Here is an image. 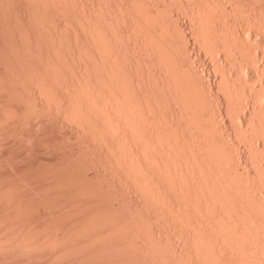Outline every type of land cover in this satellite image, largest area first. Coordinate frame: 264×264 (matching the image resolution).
Listing matches in <instances>:
<instances>
[{
  "label": "bare ground",
  "instance_id": "1",
  "mask_svg": "<svg viewBox=\"0 0 264 264\" xmlns=\"http://www.w3.org/2000/svg\"><path fill=\"white\" fill-rule=\"evenodd\" d=\"M222 2L221 0H179V5L192 17L198 16L199 20L193 17V20H197V25L192 32L198 37L206 38L204 40L207 45L210 44L209 46L218 49L222 43L232 41L249 53L250 46L244 42L236 25L253 22L252 24L260 25L264 29V13L256 11L259 7L254 10L250 8V5L248 7V2L233 0L234 8H239L241 11L236 10L235 12L241 15L233 17L229 10L233 6L226 8ZM169 3L168 0H164L163 3L149 0H104L102 5L101 0H0V165L4 158L7 159L13 153V149L8 148V144L14 143L15 145L11 146L13 148L16 146L15 149L19 146L18 142L29 146L28 143L34 141L33 137L37 135L35 130H29L36 128L38 131L40 123V126H45V121L49 123L46 124L48 127L50 123L51 125L63 123L68 119L76 124L74 127L76 140L83 147L91 149V152L99 151L101 158H104L108 164L107 169H114L131 187L136 185L141 190L148 191L149 195L156 200L152 206L165 217L164 225L173 230L179 225L177 234L182 237L184 251H179L175 245L173 234H170L172 230L163 233L158 227L150 228L144 221L141 227L147 230L151 240L148 244L139 241L138 237H136L137 241L134 237L136 233H132L133 230L127 224L123 225L127 236H124L125 233L122 235L128 239H125L127 241L122 239L121 233L117 232L118 220L115 222L110 219V223L106 221L107 228L103 226L106 229L97 228L95 223L90 226L88 224L89 227L93 228L94 225L97 228L96 231L89 228L94 233L90 231L88 239L82 238L88 231L87 221H83L84 224L81 223L83 225L81 229L87 228L86 231L84 229L80 231L83 236L78 232L80 228L77 231L78 226L75 225L78 223L79 227L82 226L79 224L82 221L74 222L78 220L74 218L72 221L75 224L72 222L73 225L70 227L63 224L65 219L72 216L73 211V215L77 213L75 210L79 206V198L85 197L88 186V180L81 179L83 175H80L81 172L75 164L77 162H73L74 164L71 162L74 167L67 163L66 167L64 163L62 165L67 171L76 168L75 170H79L80 173L72 169L68 171L74 172L70 175L63 167L56 168L58 172L51 167L48 168V172L46 169L42 170L39 176L31 175L34 180H38L43 174H47L49 178L42 176L44 180L46 177L47 181L53 182L47 185L43 182L45 186L35 187L38 188L36 190H39V193L36 190L34 192L33 188L30 189L32 185L30 188L28 185V187L25 186V190L27 188L30 194L33 193L31 196L36 199L42 194L40 199H37L38 202L32 199L34 197L30 198L28 192L24 191L27 195L23 193L24 188H21L22 184H20L24 182L23 178H21L22 181L20 179L14 181L21 174L15 173L13 180L12 172H8L7 176L8 173L4 172L6 175H3L4 173H1L3 169L0 170V264L3 261H6V264H21L26 262L23 261L24 259L31 264L30 262L36 261V256L32 258L31 254L36 252L34 255H37L38 251L39 260L42 255L44 257L47 254L44 253L45 250L52 253L49 255L53 260L46 263V258H48L47 261L50 258L47 254L44 261H41L43 258L39 260L41 264L43 262L62 264L64 259L61 258V254L74 253L75 250L77 252L81 250V254L82 250L89 248L90 252L86 250L82 255L86 252L93 254L96 250L98 254L103 251L117 254L128 249L134 252L135 248L160 252L163 249L165 253H162L163 259L169 263L173 260L183 264L181 260L188 259L190 263L187 264H264V193L259 194L255 190L257 178L264 182L261 159L257 156L254 158L255 163L260 164L262 170V173L258 174L252 169H247L244 173L245 170L240 166L241 164L238 165L235 162L230 166L233 152L225 140V135L233 134L234 126H230L224 119L222 124H219L216 119L215 122L213 117L211 120L208 119L202 105L210 103L211 112L214 109L206 94L207 90L210 92L214 89V85L206 87L205 85L209 83L204 84L193 73L189 59L177 57L175 49L179 44V36L167 16L173 14L166 11ZM164 5H166L165 8ZM225 14L229 15L223 16L226 19L222 17ZM221 19L225 20L226 24L222 23ZM164 29L167 35L171 34V36L159 33V31L164 32ZM218 30L221 34L223 30L225 36L223 34L222 39L225 42H220L221 40L214 36ZM134 31L135 34H133ZM209 33H213V38ZM258 38L264 41L262 35H258ZM141 49L152 54L151 60L156 63L161 62L165 71L151 68L148 60L141 55ZM228 50L235 63L242 59V56L236 54L231 48ZM217 63L221 69L227 68L223 60L220 59ZM165 72L172 76L169 77ZM231 72L236 74L237 67L235 66ZM253 73L250 71L249 74L252 76ZM219 78L228 90V96L231 97L225 105H221L223 103L221 102L216 106V109L222 112L227 107H234V104L238 103V93L247 90L231 82L227 75L221 74ZM148 84L153 87L151 88ZM222 97L219 96L221 101ZM246 99L245 113L239 117V121L243 127L252 124V128L254 127L255 131L264 136V123L260 122L264 111L255 107L254 95L252 96L251 92ZM178 101L184 107L178 105ZM166 106L170 108V111L162 109ZM61 115L66 117V120ZM177 117L179 120L176 119ZM249 119L251 123H248ZM30 125L35 127L31 126V128ZM61 126L64 128L62 124ZM68 133L71 134V131ZM241 136L251 142L255 138L244 132ZM70 138L68 137V141L74 140L71 136ZM255 147L263 149L262 142L257 140ZM4 148L7 152L12 149L10 151L12 153L9 152V155L7 153L8 156L4 155L6 154ZM19 149L27 148L24 146ZM248 152L241 150L238 152L237 156L241 162H247ZM250 152L256 155L255 148L251 147ZM205 156L212 160L207 161L209 158L206 160ZM212 161L214 163L216 161V164L213 165ZM6 164L8 165L7 162ZM6 164H2L5 169ZM52 169L55 172L50 171ZM136 170L139 172L137 173ZM27 178L26 176L25 179ZM42 179H40L41 182ZM81 180L84 181L82 183H85L86 188L80 184ZM69 183L72 184L70 187L72 189H69ZM46 187L48 190L55 188V191L60 193L67 188L68 193H72H69L71 195L69 198L75 197L73 200L77 203L74 202L76 206L70 210L73 200L70 203L71 199L68 200L70 195L62 192L61 197H67L69 201L66 210L70 214L63 212L64 218L60 212L55 214H59L57 216H60L59 218L62 217L60 221L56 217L60 222L58 229H56L58 221L55 219L56 225V221H53L55 215L52 219L50 215V218L46 219L47 222L44 220L47 217L39 219L40 222L43 220L42 225L39 224V220H32L34 218L30 215L34 211L30 207L35 208L37 205L35 203L51 202L50 199L54 198L47 195L53 190L47 193ZM57 192L53 195L56 200H60V193L58 198ZM45 196L49 197L45 198ZM61 200L65 201L66 198ZM57 203L59 204L58 201ZM48 205L43 206L47 208ZM48 209L50 212H56L55 208L54 211ZM25 215L30 219H27V216L25 218ZM92 217L97 218L92 215L89 217L90 220L94 219ZM98 218L95 220L99 224H97L98 227L105 225L104 221L108 219L100 217L101 223ZM28 220L32 223L30 224ZM90 220L88 219L89 223ZM35 221L37 222L34 225ZM48 222H54V227ZM60 226H64L62 228L66 232L61 231L63 229H59ZM53 229L57 230V233ZM71 230L75 233L72 234ZM78 233L80 236L77 238L75 234ZM130 239L133 240V244L129 241ZM93 242H97L98 246L96 247ZM127 243L130 244L128 249L124 248L128 246ZM132 245L135 247L134 250L131 248ZM119 246L121 247L118 248ZM58 250L65 251L61 253ZM55 251L56 254L59 253L56 255ZM128 251L124 254L129 253ZM168 251L173 254H168ZM175 253L182 258L175 259L173 257ZM54 254L56 258L52 256ZM7 256L10 260H6ZM13 256H17L18 260L21 258L22 261L15 260ZM11 257L15 261H12ZM99 257L101 258V255ZM57 258L63 259L62 262ZM89 259H83L84 264L85 261L86 263L90 261ZM57 260L60 262L58 263ZM79 261H82L81 258ZM95 263H98L96 259ZM79 264L82 263L79 262Z\"/></svg>",
  "mask_w": 264,
  "mask_h": 264
},
{
  "label": "rangeland",
  "instance_id": "2",
  "mask_svg": "<svg viewBox=\"0 0 264 264\" xmlns=\"http://www.w3.org/2000/svg\"><path fill=\"white\" fill-rule=\"evenodd\" d=\"M149 1L150 2H159V3H163L164 2V0H149ZM168 1H170L169 5H167V6L164 5V8L166 6V11H170L173 14L172 15L171 14L170 15H167L166 14V15L170 18L171 26L176 30V33L179 36V44H178L177 49H175L177 57H179V58H188L189 59V61H190V67L194 71L193 72L191 69H189L190 72H193L194 74H196V76H198V78L200 80H202L204 82V84H206V83L208 84L209 83L208 85H205L206 87L207 86L210 87V86H213L214 85V89H211L212 91L211 90H210V92H209V90L206 91V94L210 98V102L212 103V105L214 107V109L212 110V112H211V109H210V106H209L210 103H208V104H205V103L203 104L202 103L203 104L202 105L203 106V109L205 108L204 110H206L205 112H207V115L209 117L208 119L211 120L212 117H213L214 118L213 120L216 119L217 122H219V124L220 123L221 124L224 123L223 121L225 120L230 126H234V127H232L233 129H235V131H233V134L231 133V134H226L225 135V140L230 145V148H231V150L233 152V156L230 159V166L233 164V162H235L238 165L241 164L240 166L245 170L244 173L247 172L246 171L247 169L255 170L257 172V174L259 172L262 173L261 172L262 170L260 168V164L258 165L257 163H255V159L254 158L256 156L259 157L261 159V163H262V166L264 168V136H263V134H261L257 130L255 131L254 130V127L252 128V126H251L252 124H249L251 127L250 126L243 127L241 125L240 121H239V117L242 116L245 113V106H246L245 101L247 100L246 98L248 97L249 92H251L252 96L254 95V100H255L254 101L255 102L254 105H255V107H257L259 109H262L264 111V43H263L264 41H260V39L258 38V35H262L263 38H264V29L260 25L257 26L255 24H252L253 22H251V24H249L250 22L249 23H245V24L240 22L241 23L240 25L239 24L236 25L237 26L236 29H239L240 32H241L242 39L244 38L243 39L244 42H246V44H248L250 46L249 53L248 52H245V49H242L241 47H239L238 46L239 44L237 45V43H235V42L232 43V41H229V43H227V42L226 43H222L221 46L218 47V49H217V48H215L213 46H209L210 44L207 45L206 40H204L206 38H204V37L202 38V36H199L198 37V36H196V34H194V32H192L194 26L197 25V22L196 21L199 20L198 19V16H196V14H195V16L197 17V20L195 21V19L193 20L194 15L192 14L193 15V17H192L190 15V13H187L186 10H184L179 5V0H168ZM240 1H242L243 3L244 2L245 3L248 2L247 3L248 7L251 6L250 8H253V10H254V8L257 9V7H259L258 10H256V9L255 10L258 11L259 13L261 11L264 13V0H240ZM221 2L224 5V7L229 8L232 5L233 0H221ZM101 3H102V5H104V0H101ZM230 8H232V7H230ZM230 8H229V10L231 11V15L233 17L234 16L236 17L238 15H241V14H238L239 12H241V11H239V8L238 9H235L234 6H233L232 9H230ZM262 8H263V10H262ZM236 10L239 11V12L236 13L237 12ZM232 12H233V14H232ZM223 16L228 17L229 15L226 16V14H225V15H222V17ZM196 17H194V18H196ZM225 17H223V18H225ZM221 20H222V23H225L226 22L225 20L223 21V19H221ZM122 25H123V23H122ZM236 26H234V27H236ZM238 26H240V27L238 28ZM135 31H137V30H135ZM135 31L133 32V34H135ZM163 31L164 32L159 31V33L161 32V33H165L167 35L166 30L164 29ZM213 33H215V32H213ZM213 33H209V34L212 35V36H210L211 38H213ZM165 34H162V35L166 36ZM223 34H224L223 33V30H222V34L218 30V32L216 31V33H215L214 36L215 37L217 36V39L218 40H221L220 42H225L222 39L225 36V34H224V36H223ZM169 36H171V34ZM147 41L148 40L146 39V42ZM146 42H145V45H146ZM230 42L232 44L231 46H230ZM149 45L150 44H148V46ZM210 48H212V49H210ZM228 48L229 49L231 48L232 50H234V52L236 54H240L242 56V59L237 60L236 63H235L234 62L235 60L231 58L232 55L230 54V52H229L230 50H228ZM140 52H141V55L146 60H148L151 68H153V69H155L157 71H161V72H164L165 71L164 68H163V66H162L163 64L161 62L156 63V61L151 60L152 59V54L150 52L146 51L145 49H141ZM157 56H159V55H157ZM160 58H162V57L160 56ZM220 59H221V61L223 60L226 63V66H227L226 69L225 68L223 69V67L221 69V67L218 66V63L217 62ZM235 66L237 67V72H236V74L235 73L233 74L231 71H232V69L235 68ZM250 71L251 72H254L252 74V76L249 74ZM165 73H168V72H165ZM221 74L222 75H227L232 80L231 82H234V84H236L237 86L241 87V89H244L245 88V90H247V91H241L240 93H238V97H237V102L238 103L237 104L235 103L236 105L234 104V107L233 106L232 107H227L225 109V111L223 110L222 112L220 110L218 111V109H216L217 108L216 106H218L219 103L221 104V102H223L221 105H225L226 103H228L230 101L231 97L228 96L229 94L227 92L228 90L226 89V87L220 82L219 76H221ZM167 75L169 77L172 76L169 73ZM148 85L150 86V84H148ZM148 85H146V86H148ZM214 91L216 92V94H215ZM222 94H223V97H222ZM216 95H218V96H216ZM219 96L222 97V101L219 98ZM179 103H181L180 101H178V105H181ZM176 104H177V102H176ZM182 107H184V106H182ZM162 109H166V110L170 111V108H168L167 106L165 108H162ZM263 116L260 118V120H261L260 122H262V123H264V117ZM61 117L64 118V119L66 118V117H63L62 115H61ZM176 119L179 120L178 117ZM258 119H259V117H258ZM216 120H215V122H216ZM248 121H250L248 123H251V120L250 119ZM64 123L67 124V125H65ZM46 124H49V123L47 121H45V126L44 125L43 126H40L41 125V123H40V125L38 126L39 127V130L38 131L36 130V128H32V127H35V126L30 125V127L32 126L31 127L32 129L29 130V131H34L35 130L37 132V135L39 137L37 135L34 136L33 138H35L36 140L34 139V141L28 143L29 146L26 145L24 142H23L24 143L23 145H22L21 142H18L19 144L16 143V145L18 144L19 146L17 145L18 147H17V149H15L16 146H15V148L12 147L13 145H15L14 143H13V145L11 143L12 146L10 144H8L9 145L8 148H12L14 150L13 151L11 149L13 153L10 152L11 150L9 151L10 153H12L11 155H9V152L6 151V148L7 147L4 148L5 149L4 152L6 153L4 155H7V153H8L9 157L11 156V158H9V157L7 159L4 158V161H2V163L0 165V167H3V168L0 169V170L3 169V172H1L2 174L4 172L6 174L8 172L9 173L12 172L11 174H13L12 175L13 177L11 179H13V180L15 179V177H14V174L15 173L16 174H18V173L21 174L23 177H20L21 175H19V177H16V179L14 181L19 180V179L21 180V178H23L22 180H24V182H21L22 180L21 181H18V182H21L20 184H22L21 185L22 187L21 186H18V187L24 188V190H22L23 193H25V192L27 193L28 192L27 188L25 190V186H27V185L29 186V187L27 186L28 188H30V186L32 185L30 189L33 188L32 190L34 191V190L38 189V188H35V187H37L39 185H40L39 187L45 186V185H47V183H50L51 182V181L50 182L47 181V178H49V175L47 176V174H45V175L43 174L42 175V176H47V178L45 177V180H44V177H42V176L39 177L40 179L43 178L42 179V182L38 178H35V179H38L40 181L34 180L33 179V177H34L33 175L34 174H35V176H37V175L39 176V174H42L41 171L42 170L44 171V169H46L47 172H48L49 171L48 168L54 167V169L56 170V168H58V167H63V168H64V166L66 167V165H65L66 163L70 166L73 162L74 163L77 162L75 164H76V166H78V168H79V170H80L81 173L79 172V170L76 171L75 170L76 168H74V169L72 168V169L74 171H76V172H79L80 175H83V177L81 176L82 177L81 179L84 178V179H87L88 180V186H87V188L85 187L86 185H84L85 183L84 184L82 183V181L84 179L81 180V183L79 182L80 184H83L84 188H86V190H85L86 191V195H85L84 198H83V196L82 197L77 196V197H80L79 198V201H78L79 206L77 207V209L78 208L79 209H78V211H77V209L75 210L77 213H75L74 215H73V213H74V211H73L72 212V216H70L69 218L65 219L66 221H64V222L62 221L63 224L65 223L66 226L70 227L71 225H73L72 224V222H73L72 220L74 218H76L78 220H74V222L82 221L79 224L83 223V221L84 222L87 221L86 222L87 225L85 224L86 226H88V224L90 226L92 223H95L94 225H96L97 228L106 229L107 228V226H106L107 225V222L106 221H108L110 223V219L113 220V221L115 220V222H116V220H118L119 221V226L117 227V232H119V234L121 233V235L122 234L124 235V233H125L124 236H127L126 235L127 234V231L124 232V229H123V225L127 224L128 227L131 230H133L132 233L135 232L137 234V235L136 234L134 235L135 238L138 237L139 238L138 239L139 241H143L145 243L147 242V244H148L151 240L149 239V235L147 233V230L144 227H141L142 221H144V223L146 225H149L150 228H152V227H158L160 229V231L163 232V233L172 230L173 232H171L170 234H173L174 241H175L174 242L175 245L177 246V248H178L179 251H184L185 247H184V243H183L182 237H180V235L177 234V232L179 231V228H180L179 225H177L174 230L173 229H169L167 227V225H164L163 222L165 220V217H164V215L160 211L156 210L152 206L156 202V200L153 199V197L149 195L148 191L145 192L146 191L145 189H142L141 190L136 185H134L132 187L130 185H128L127 182H125L118 175V173L114 169H110V170L107 169L108 164H106L107 162H106V160L104 158L103 159L101 158V155H99V151L91 152V149L90 150L87 149L86 146L83 147L81 145V143L78 140H76V137L74 135V132H76L75 129H74V127L76 126L75 123H73L71 121H68V119H67V121H63V123H55L56 125L55 124L51 125L52 123H50L51 126L48 125V127H47ZM61 124L64 126V128L61 126ZM52 126L55 127V128H53ZM38 127H37V129H38ZM40 127H42L43 129L41 128V130H40ZM57 127H59V128H57ZM182 127H183V125H182ZM61 128H63V129H61ZM216 128H217V125H216ZM43 130H46L45 131L46 134H45V132ZM66 130H68V131H66ZM240 130H241V132H240ZM29 131H28V133L30 134ZM40 131H42V132H40ZM69 131H71V134L68 133ZM39 132L41 134H39ZM242 132H244L245 134L247 133L248 135L251 134V135H253L252 138H254V137L255 138L252 140V142L250 140H248V139L246 140V139H244L241 136V133ZM31 133H33V132H31ZM68 134H70V136L74 139L73 141L72 140L68 141V137H69V139H71L70 136H68ZM43 135L46 136V137H44ZM38 138H41V139H38ZM256 139L258 141H261L262 142L263 149L256 148L255 147V144H256V141H257ZM37 140H40V141H37ZM31 143H33V144H31ZM43 143H45V144H43ZM24 146L27 149H19L20 147L23 148ZM26 146H28V147H26ZM251 147L255 148V151H256V153H255L256 155L255 156L253 155V153L251 154V152H250V148ZM240 150L241 151H245V152H248V151L250 152V153L249 152L247 153L248 154V157H249L247 159V162H241L239 160L237 154H238V152H240ZM204 154L206 156H209L206 153H204ZM249 154L252 157H250ZM206 156L204 158L207 160L209 157H206ZM13 157H15V158H13ZM211 160L212 159L209 158V160H207V161H211ZM6 162L8 163V165L6 164ZM68 162H70V163H68ZM212 163H213V165H215L216 164V161H215V163H214V161H212ZM2 164H6L5 167L7 166V168L5 169L4 168V165H2ZM69 166H68V168H69ZM71 166H73V165H71ZM63 168H62V170H63ZM64 169H65V172L66 173H70V175H71V173H74V172H68V171H72V169H68V171L66 170V168H64ZM58 170H60V169H58ZM50 171H54V170L52 169ZM138 172L139 171H137V173ZM5 173L3 175H6ZM9 173L7 174V176L9 175ZM25 175L28 177L27 179H25L26 178ZM29 175H30V177H29ZM74 176H75V174H74ZM78 177L80 178V176H78ZM87 180H86V182H87ZM256 180H255L256 181L255 182L256 183L255 190L257 191L256 193H259V194L264 193V182L258 180V178ZM30 181H32V182H30ZM18 182H14V183H17V185H20V184H18ZM43 182L44 183L46 182V184L45 185L42 184ZM23 183H25L26 185L23 184ZM52 183L53 182H51V184ZM71 185L72 184H70L69 189H72V188H70ZM46 188H47V190H46L47 193H48V191L49 192H51L52 190L53 191L51 193H49V194H47L42 189H40V191H43L47 195H50V197H52V198L54 197L55 198V195H53V194H56V192H57V191H55V188H51V190L50 189L48 190V187H46ZM67 188H68V186H67ZM88 188H91V189H88ZM66 189L65 190L62 189V190L64 192L68 193V191ZM32 190H31V192H33ZM143 190H145V191H143ZM36 191L38 192L39 190H36ZM63 191H61V193H60V191H58L57 192L58 193L57 195H58V198H59V193H60V198L61 199L62 198H66L65 201L64 200H61V199H60L61 201L60 200H56V198L55 199L54 198L53 199H50L51 202H47V203H43V202L41 203V201L39 200L40 202L38 204V203H35L33 201V203H35V205L37 204L36 207H35L36 209L34 207L33 208L30 207V208L32 209V211L33 210L35 211V210L38 209L39 212L37 210L36 213H33L34 212L33 211L32 212L33 214L32 213L30 214V215H32V217L34 219H32V217H30V215H28L27 212H26V214L32 220H39V219H42V217H47V218L44 219L45 222H47L46 219H49L50 218L49 217L50 215H51V219H52L54 217L53 215H55L56 213H59V212L61 213V216L64 215V214H62L63 212H65V213L67 212L66 214H68L69 211L66 210V207L68 208L69 201L71 203L72 200L75 197L74 198L73 197L72 198H69V197H71L70 194H72V193L69 192L70 194L68 193V195H70V196H68V200L69 199H71V200L67 201V197H61L62 196L61 194H62ZM38 193H37V195L39 196ZM41 193L42 192H40V194ZM25 194H23V195L25 196ZM27 194H30V191ZM31 195H33V193L30 194V196ZM63 195H65V193ZM28 196H26V197H28ZM40 196H42V194ZM40 196L37 199H40ZM32 197H34V196H31L30 198H32ZM46 197H49V196H45V198ZM259 197H261V195ZM32 199L35 200L36 198L34 197ZM47 200H49V199H47ZM261 200H262V198H261ZM53 201H54V203H52ZM57 201L59 202V204L57 203ZM30 202H32V200ZM36 202H38V200ZM74 202L75 201L73 200V205L70 206V207H72V208H70V210H73L74 209L73 206H76V205H74L76 202L75 203ZM44 204H46V205H48V204L52 205L56 209V212L54 211L55 209L52 206L48 205L47 208H46V206L45 207L43 206ZM62 204H63V206H62ZM33 205L31 204V206H33ZM58 207H59V209H58ZM48 208L52 209V211H54V213L53 212H50V210ZM64 208H65V211H63ZM27 215H25L24 217L26 218ZM58 215L59 214L55 215V217L53 218V221L56 219V217ZM68 215H65V216L68 217ZM92 215L93 216L94 215L97 216V218L98 217L99 218L102 217L104 219L105 218H108V219H105V221H104V222H106V224L105 225H103V224L101 225L100 224L102 227L101 226L98 227L97 226L98 223H96V221H95L97 219L96 217L95 218L92 217L94 219L93 220H90L91 218H89V217H91ZM28 216H27V219H30V218H28ZM59 217H57V218L60 221V219H62V217L61 218H59ZM63 218H64V216H63ZM51 219H50V221H51ZM88 219L90 220V223H89ZM42 221L40 222V220H39V224L41 223L40 225L44 224V222H42ZM57 221L55 222V225H56ZM59 221H58V224L56 225V227L60 225L59 224L60 223ZM100 221H98V222H100ZM28 222H29V220H28ZM36 222L37 221L33 222L34 225H35ZM54 222H48V224L50 223L54 227V225H53ZM115 222H113V223H115ZM101 223H102V221H101ZM63 224L61 223V225H63ZM37 225H38V223H37ZM40 225H38V227ZM45 225H46V223H45ZM75 225L78 226L77 227V231L79 230L78 228H80V230L78 231L79 233H80V231H84V230L86 231V229L88 228L87 229L88 231L85 232V235H86L85 237L83 236L82 232L80 233L83 236V237L82 236L81 237L84 238V239L85 238L88 239V237H89L88 233L90 231L92 232V230L97 229L96 227H94V225H93V228L94 229L92 227H89V226L86 228L85 225H84V227L86 229L83 228L84 229L83 230V229H81L83 227L82 224H81L82 226H80V227H79L78 223L75 224ZM64 226H60L61 228H59V229H63L62 227H64ZM66 226L64 228H66ZM103 226H106V228H103ZM89 228H92V230H90ZM56 229H58V227ZM72 229H74V228H72ZM53 230H55V229H53ZM74 230H76V229H74ZM55 231H56L55 233H57V230H55ZM61 231H64V229L61 230ZM73 231H72V234L75 233ZM64 232H66V231H64ZM59 233H61V232H59ZM79 233L78 234H75V235H77V238H78V236H80ZM92 233H94V232H92ZM70 234H71V232H70ZM89 234H91V233H89ZM75 235H74V237H76ZM120 236H119V238H120ZM124 236L122 237V239L123 238H124V240L125 239H128V237L125 238ZM140 237L143 238L144 240L143 239L140 240L141 239ZM90 238H91V236H90ZM124 240H122V241H124ZM136 240H137V238H136ZM125 241H127V240H125ZM129 241L132 242L133 240L130 239ZM120 242H121V238H120ZM89 243H90V241H89ZM93 243L96 245L97 242H93ZM93 243H92V245L94 247V244ZM133 243L134 242H132L131 244H133ZM92 245H89V246H92ZM123 245H124V243H123ZM89 246H87V248H89ZM97 246L98 245H96V247ZM121 246H119L118 248H120ZM93 247H91V249ZM96 247H94V248H96ZM122 247H124V246H122ZM128 247H130V244H128V246L127 247H124V248H127L128 249ZM59 248H57V249H59ZM124 248H123V250H124ZM131 248L133 249L135 247L133 246ZM103 249H105V248H103ZM127 249H125V250H127ZM54 250H56V248H54ZM54 250H53V252H54ZM86 250H82L81 254H80V251L81 250L79 252H77L76 250L75 251L73 250L74 253L70 252V250L69 251L66 250L67 252H70V253H67L66 252L68 255L67 254H64V255L61 254V258H63L64 261L67 259L65 262L63 261L62 264H66V263H68V261H69L68 264H75V263L76 264H79V262L82 263V264H84L83 259L84 260H88L90 257H91L89 259L90 261H88L87 263L85 261V264H88L90 262H91L90 264H92L93 262H94L93 264H104V262H105V264H119V263L120 264H122V263H124V264H156V262H157V264H178L177 262H174L173 260H171L172 262L169 263L165 259H163L162 253L165 254L163 249H161V252H160V251H156V250L147 251V250H142V249H139V248H135V250L133 249L134 252L131 250L132 253L130 251H128L129 250L128 249L127 251L130 254L129 253L124 254V252H127V251H123V253H122L121 252L122 250L120 251L121 253H118L117 252V254H112L111 252L110 253H107V251H105V252L103 251V253L102 252H101V254L99 253L101 255V258L99 257L100 255L98 254L97 250H96V252L94 251L95 253L93 252V254H88V252H86V253H84V255H82V253L85 252ZM110 250H112V249H110ZM116 250L118 251V249H116ZM46 251L47 250H45L44 253H47L48 255L49 254H52V253H48ZM63 251H65V250H62V252ZM98 251L100 252V249ZM41 252L43 253V251H41ZM59 252H61V251H59ZM89 252H90V250H89ZM42 253H41V255H42ZM166 253H167V251H166ZM169 253L170 252L168 251V254ZM34 254H36V252H34L33 254H31L32 255L31 257L33 258L34 256H36L35 257V260L36 261L30 262L31 264L33 262H35V264L37 262L39 264V262H40V264H41L42 263L41 261H44L45 255L48 256L47 254H45L44 257L42 255V257L39 260H41L42 258H43V260L39 261L38 258L40 257L39 256L40 254L38 255V251H37V255H34ZM55 254H56V251H55ZM55 254L52 255V256L55 257L57 255V254L56 255ZM75 254L76 255L79 254L80 256L79 255L74 256ZM170 254L172 255L173 252H171ZM62 255L64 257L66 255V257L64 258V257H62ZM72 255L74 257L69 258ZM37 256H39V257L37 258ZM50 256L51 255H49V257ZM59 256L60 255H58V257ZM14 257L15 256H13V258ZM82 257H83V259H82ZM102 257H103L104 260L102 259ZM173 257L175 259L182 258V257L179 256L178 253H175L173 255ZM6 258H7L6 260H10L9 259V256H7ZM13 258H12V261L18 260V259H16V258H18L17 256L15 257V260H13ZM61 258L60 259L57 258V259L62 262L63 259H61ZM80 258H81L82 261H79ZM86 258H88V259H86ZM47 259L48 258H46V263L49 262V261L52 262V260H53L52 257H50L48 261H47ZM95 259L97 260L98 263H95ZM100 259L103 260V261H101ZM28 260L31 261V259H28ZM58 260H57V262H58ZM72 260H73V262H72ZM18 261H22L21 258ZM23 261L28 262L26 259H24ZM74 261H76V262H74ZM99 261H100V263H99ZM107 261L109 263H107ZM3 262H1V264ZM26 262L25 263H21V264H29V262L28 263H26ZM181 262L183 264L190 263V261L188 259H183V260H181ZM46 263L43 262V264H46ZM4 264H6V261L4 262ZM54 264H55V262H54Z\"/></svg>",
  "mask_w": 264,
  "mask_h": 264
}]
</instances>
